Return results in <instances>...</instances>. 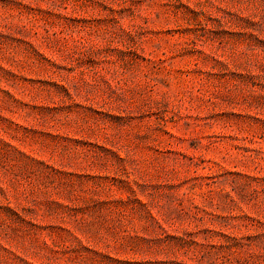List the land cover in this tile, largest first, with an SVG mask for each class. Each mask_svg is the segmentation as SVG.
<instances>
[{
  "label": "rangeland",
  "instance_id": "1",
  "mask_svg": "<svg viewBox=\"0 0 264 264\" xmlns=\"http://www.w3.org/2000/svg\"><path fill=\"white\" fill-rule=\"evenodd\" d=\"M0 264H264V0H0Z\"/></svg>",
  "mask_w": 264,
  "mask_h": 264
}]
</instances>
